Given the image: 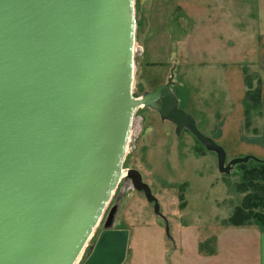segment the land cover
I'll return each mask as SVG.
<instances>
[{"label":"water","instance_id":"obj_1","mask_svg":"<svg viewBox=\"0 0 264 264\" xmlns=\"http://www.w3.org/2000/svg\"><path fill=\"white\" fill-rule=\"evenodd\" d=\"M134 0H0V264H121L128 231L113 205L139 106L187 129L229 173L231 157L178 105L166 81L135 96ZM124 180L167 220L135 168ZM79 261V260H78ZM77 261V262H78ZM77 262L75 264H77Z\"/></svg>","mask_w":264,"mask_h":264},{"label":"rangeland","instance_id":"obj_2","mask_svg":"<svg viewBox=\"0 0 264 264\" xmlns=\"http://www.w3.org/2000/svg\"><path fill=\"white\" fill-rule=\"evenodd\" d=\"M210 4L208 0L133 2V94L138 96L164 83L172 71L171 89L178 105L194 117L197 128L207 136L215 135L217 122L226 118L229 109L223 81V70L228 66L223 62L222 48L229 41L236 42L238 35H224L222 20L218 27L221 34L209 31L203 14ZM223 5L220 3V7ZM239 52L238 47L233 49L231 59L226 61L238 62ZM253 70L255 67L247 66L245 73H255ZM255 115L251 111L250 123L255 121ZM250 165L235 164L229 173L219 172L215 153L187 129L175 134L171 121L161 119L153 108L139 106L133 113L122 168L140 172L159 201L167 227L123 174L87 245L94 242L110 208L116 204L114 227L128 231L121 264H240L238 256H230L238 252L239 238L232 235L227 241L222 226L250 192L248 186L245 191L238 186L243 182V168ZM214 236L221 237L216 258ZM87 251L85 246L77 264Z\"/></svg>","mask_w":264,"mask_h":264},{"label":"crops","instance_id":"obj_3","mask_svg":"<svg viewBox=\"0 0 264 264\" xmlns=\"http://www.w3.org/2000/svg\"><path fill=\"white\" fill-rule=\"evenodd\" d=\"M208 2L212 4L208 6L209 9L203 15L208 19L209 31L221 34L218 27L222 20L225 26L222 32L224 35L238 34L236 42L232 43L227 40L229 44L222 48L225 59L223 62L225 61V66H228L223 70V81L229 109L225 112L226 118L217 122L215 135L211 134V137L223 146L229 158L250 154L264 159V0H208ZM222 2L224 5L220 7ZM236 46L240 51L239 61L229 60L230 62H227L226 59H231ZM243 66L255 67L253 72L261 81L260 110L256 112L255 121H252L247 129L244 127L243 116L245 89L242 76ZM222 228L227 235V241L232 235L239 238L238 252H232L230 256H238L240 264H264L263 226L250 223L223 225ZM220 238V236H214L213 257L219 253L217 245Z\"/></svg>","mask_w":264,"mask_h":264},{"label":"trees","instance_id":"obj_4","mask_svg":"<svg viewBox=\"0 0 264 264\" xmlns=\"http://www.w3.org/2000/svg\"><path fill=\"white\" fill-rule=\"evenodd\" d=\"M242 70L244 71L243 80L245 86L243 116L244 127L247 129L250 126L251 111L258 112L260 110L261 81L256 73H245L246 66H243ZM249 162L251 165L249 168H243V182L238 186H240V191H245L248 186L247 188L250 189V192L243 196L241 202L235 206L232 213L225 219L224 224L226 225L256 223L264 227V162L250 159L237 165L245 166Z\"/></svg>","mask_w":264,"mask_h":264},{"label":"bare ground","instance_id":"obj_5","mask_svg":"<svg viewBox=\"0 0 264 264\" xmlns=\"http://www.w3.org/2000/svg\"><path fill=\"white\" fill-rule=\"evenodd\" d=\"M124 172H125V171H122L121 176H123ZM79 257H80V255L77 257L75 263L78 261ZM75 263H74V264H75Z\"/></svg>","mask_w":264,"mask_h":264}]
</instances>
